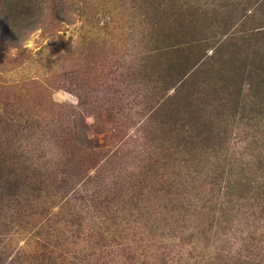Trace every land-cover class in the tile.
Instances as JSON below:
<instances>
[{
  "label": "rangeland",
  "instance_id": "obj_1",
  "mask_svg": "<svg viewBox=\"0 0 264 264\" xmlns=\"http://www.w3.org/2000/svg\"><path fill=\"white\" fill-rule=\"evenodd\" d=\"M248 45L264 0H0V264H264Z\"/></svg>",
  "mask_w": 264,
  "mask_h": 264
},
{
  "label": "trees",
  "instance_id": "obj_2",
  "mask_svg": "<svg viewBox=\"0 0 264 264\" xmlns=\"http://www.w3.org/2000/svg\"><path fill=\"white\" fill-rule=\"evenodd\" d=\"M232 39H228V43L231 41ZM236 46V45H235ZM232 47H233V45H232ZM248 48H250V49H244V52L246 53V56L244 57V60L242 61V65L240 66V69L242 70V72H240V73H238L237 74V76L238 75H240V77L243 79V75L245 74V72L246 71H248V69L249 68H252L253 69V67H254V70L255 71H258V72H260L261 74H263L264 75V65L263 66H259V65H252V66H248V61H249V56H251L254 52H256V51H252V50H255V49H252L253 47H251V46H247ZM214 53V52H213ZM261 61H262V63L264 64V55H262V57H261ZM219 62H221V58L220 57H218V58H215L214 57V55L211 53V55H210V62H209V64H214V65H217V64H219ZM235 57H234V59L233 60H231L230 58H228L226 61L224 60L222 63H221V65H220V67L218 68L219 69V71L220 70H222V72L224 71V67L225 68H228L229 70H232L233 69V67H237V66H235ZM200 64V63H199ZM199 64L196 66V68L199 66ZM208 65V64H207ZM193 72H196V70L195 71H193ZM252 72V71H251ZM248 73H250V72H248ZM234 74H236V73H234ZM190 75V74H189ZM186 77H187V75L185 76V81H186ZM194 77V76H193ZM247 77H249V76H247ZM232 80H234L233 78H231L230 79V82H232V83H234ZM247 80H248V78H247ZM235 86V85H234ZM237 87V86H236ZM250 88H251V86H250V84H249V86H248V90H250ZM250 95H252L253 97H254V94H252V92L251 93H249ZM236 96L237 97H239V93H237L236 92ZM202 124H204V126L207 128L208 127V125L207 124H205V123H202ZM187 129V128H186ZM178 130V132L180 133V128H178L177 129ZM190 135H192V138H194V139H197L199 142H198V144H200V143H202V142H204V140L206 141L208 138H207V135L208 134H206V132L204 131V130H200L199 129V125H198V121H192V124H191V126H190ZM220 136H219V133H217V138H219ZM194 139H193V143H194ZM9 177V179L8 178H5L4 180H3V183H2V186H0L1 188H0V191H1V193H0V199L3 197V193L2 192H5V193H7V195L9 194V196H10V192L8 193V190H10V189H12V187H13V182H11L10 180H11V178H10V176H8ZM0 179H2V178H0ZM15 187V186H14ZM15 189H17V188H14V191H15ZM18 192V191H17ZM17 195V194H16ZM2 210V208H0V211Z\"/></svg>",
  "mask_w": 264,
  "mask_h": 264
}]
</instances>
